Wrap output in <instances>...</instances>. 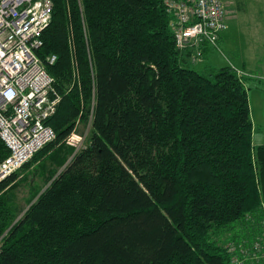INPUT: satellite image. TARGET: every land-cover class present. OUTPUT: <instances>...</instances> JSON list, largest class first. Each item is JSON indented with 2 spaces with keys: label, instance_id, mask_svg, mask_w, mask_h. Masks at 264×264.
Instances as JSON below:
<instances>
[{
  "label": "trees",
  "instance_id": "trees-1",
  "mask_svg": "<svg viewBox=\"0 0 264 264\" xmlns=\"http://www.w3.org/2000/svg\"><path fill=\"white\" fill-rule=\"evenodd\" d=\"M51 1L37 54L61 96L57 138L33 161L50 153L53 167L20 217L21 170L0 183V264H232L258 242L264 254L246 76L194 69L165 0ZM90 120L88 143L66 146Z\"/></svg>",
  "mask_w": 264,
  "mask_h": 264
},
{
  "label": "built area",
  "instance_id": "built-area-1",
  "mask_svg": "<svg viewBox=\"0 0 264 264\" xmlns=\"http://www.w3.org/2000/svg\"><path fill=\"white\" fill-rule=\"evenodd\" d=\"M230 2L165 0L176 47L195 51L193 62L203 57L206 48L220 50V35L228 29ZM52 11L51 0H0V138L9 151L0 163V183L57 138L48 122L56 114L61 96L37 54ZM56 60L55 55L48 58L50 65ZM88 132H74L65 143L79 150ZM258 254L264 258L259 242L251 250H240L232 264H250Z\"/></svg>",
  "mask_w": 264,
  "mask_h": 264
},
{
  "label": "rangeland",
  "instance_id": "rangeland-1",
  "mask_svg": "<svg viewBox=\"0 0 264 264\" xmlns=\"http://www.w3.org/2000/svg\"><path fill=\"white\" fill-rule=\"evenodd\" d=\"M253 5H255L254 2L250 4V6ZM251 15L252 13H247L246 16L243 15L239 19L240 24L237 28L233 27L232 23L229 24V31L231 32V35L229 36L230 43L223 46L221 50H212L213 52L206 54L205 56L200 58L198 60V64L193 65L194 69L198 71H204L210 67L223 68L227 66H234L235 64L237 65L239 63L240 66L244 68V63H247V69L257 70L258 68H253V66L264 63V49H262L258 44L253 43L251 40V38L255 36L253 34L254 29L252 28V26H250L249 21ZM232 17L233 16H231V19ZM190 53V59L192 61L193 57L195 58V51H192ZM253 58L254 60H257L255 64L251 63V59ZM250 86H253V90L251 92L253 104V107L251 108V114L255 122L254 132L256 133V138L254 141L258 144L259 141L262 140L261 138L264 137V109H261V107L264 105V94H260L264 93L262 90L264 89V86L261 85V88H259V84L255 82V80L251 81L250 83L248 81L247 87L250 88ZM89 124L90 122L86 126H84L82 123L78 124V130L76 133L83 134V131H88V129L90 130ZM85 136L86 138L84 143L86 145L88 142L87 135ZM65 145L75 148L76 151H78L76 147L70 146L68 144ZM49 157L50 153L39 156V158H37L35 161H33V158L27 163L28 165L26 164L27 166L25 165L21 169L18 180L15 183V186L12 188L10 194V199L14 198L15 203L23 207V211L19 214V217L23 216L25 214L24 212L28 209L26 200L29 199L35 188L40 186L41 188H43V191L45 190V186L47 185L43 184L45 175L42 172L43 170L47 171L53 167L50 163ZM62 170L63 169H59L58 174ZM228 237L229 234L227 233L223 235L221 237L220 243L224 245V242L228 241Z\"/></svg>",
  "mask_w": 264,
  "mask_h": 264
},
{
  "label": "crops",
  "instance_id": "crops-1",
  "mask_svg": "<svg viewBox=\"0 0 264 264\" xmlns=\"http://www.w3.org/2000/svg\"><path fill=\"white\" fill-rule=\"evenodd\" d=\"M228 1H231L229 5L230 11H229L228 29L222 32L220 35V41H219L220 50L222 49L223 46L230 43L229 36L231 35V32L229 31V24L232 23L233 27L237 28L240 24L239 19L243 15L246 16L247 13H252L249 21H250V26H252V28L254 29L253 34L255 36L252 37L251 40L253 43L258 44L262 49H264V0H227V2ZM252 2H254L255 5L250 6ZM231 16H233L232 19H231ZM208 49H211V48H206L205 50H208ZM256 62L257 60H254V58L251 59L252 64H255ZM196 64H198V62ZM246 65L247 63H244V68H242L239 63L237 65L235 64L233 67L247 74L246 79H248L249 83L255 80V82L259 84L258 86L259 88H261L260 87L261 85L264 86V63L259 64V65H254L253 68L257 67L258 68L257 70L247 69ZM248 81H247V84H248ZM252 90H253V86L252 87L250 86L249 96H250V107L251 108L253 107L252 97H251ZM262 90L264 92V89ZM260 94L262 95L264 93H260ZM261 109H264V105L261 107ZM251 117H252V114H251ZM252 121L254 124V130H255V122H254L253 117H252ZM86 131H83V133H85ZM255 138H256V133L254 132L253 141L255 140ZM261 139L262 140L259 141L258 144L257 142L254 141V145L255 146L264 145V137H262Z\"/></svg>",
  "mask_w": 264,
  "mask_h": 264
},
{
  "label": "bare ground",
  "instance_id": "bare-ground-1",
  "mask_svg": "<svg viewBox=\"0 0 264 264\" xmlns=\"http://www.w3.org/2000/svg\"><path fill=\"white\" fill-rule=\"evenodd\" d=\"M4 143V142H3Z\"/></svg>",
  "mask_w": 264,
  "mask_h": 264
}]
</instances>
